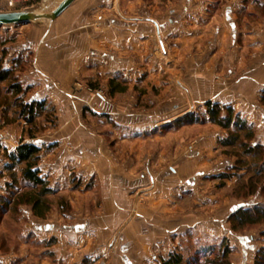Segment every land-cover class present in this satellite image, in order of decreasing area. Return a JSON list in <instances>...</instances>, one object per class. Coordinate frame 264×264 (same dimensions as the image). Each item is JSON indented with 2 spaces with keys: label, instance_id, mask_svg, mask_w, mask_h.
Returning a JSON list of instances; mask_svg holds the SVG:
<instances>
[{
  "label": "crops",
  "instance_id": "obj_1",
  "mask_svg": "<svg viewBox=\"0 0 264 264\" xmlns=\"http://www.w3.org/2000/svg\"><path fill=\"white\" fill-rule=\"evenodd\" d=\"M145 5L120 4L119 8L125 15L136 11L137 16L145 17ZM237 6L239 2L230 0L221 5L220 13L206 17L198 13L204 10L196 8L192 0L173 4L170 17H166L170 23L167 29L162 13H153L148 21H130L115 14L113 0H74L53 23L31 29V38L18 45V49L35 51L34 80L45 89L42 95L34 91L30 100L49 97L58 108V132L53 144L40 152L41 175L53 189L63 188L71 171L88 176L99 187V206L86 218V226L91 228L79 230L82 225L77 223L64 225L65 234L56 247L59 258L78 263L80 253L76 251L81 248L83 253H113L120 260L111 257V264H140L149 253L174 246L170 236L192 224L186 206L177 198L188 191L195 175L205 172L200 151H156L146 170L142 166L145 151L129 149L125 151L127 157L119 161L97 132L83 133L78 138L77 127L71 129V125L76 126L81 119L73 111L89 107L95 114L119 113L122 117L129 111L132 100L124 91L109 94L107 100L90 93L85 83H99L107 90L108 80L127 69L129 45L145 54L144 47L153 40V28L164 44L169 40L170 49L157 58L170 63L164 69L170 81L164 91L181 99L186 92L199 102H231L239 110L244 108L250 119L255 120L256 113L257 119H264V109L257 101V92L264 87V16L261 22H248L249 26L243 28L236 18ZM53 91H60L64 97ZM157 100L162 101L160 97ZM67 140L86 146L68 151ZM88 192L63 195L75 211ZM24 209L30 214V207ZM60 217L51 212L47 222L44 220L37 229L48 231L53 226L50 221Z\"/></svg>",
  "mask_w": 264,
  "mask_h": 264
},
{
  "label": "rangeland",
  "instance_id": "obj_2",
  "mask_svg": "<svg viewBox=\"0 0 264 264\" xmlns=\"http://www.w3.org/2000/svg\"><path fill=\"white\" fill-rule=\"evenodd\" d=\"M29 1L0 0V11L17 10L30 6L37 7L42 4L47 5V10L50 11L60 0H39L32 4ZM113 1L116 9L115 14L118 17H124L130 21H148V17L153 16V13H156V16L162 13L165 19L164 26L169 29L170 23L166 17H170V7L173 4L181 5L187 0ZM229 1L192 0V3L196 8L204 10L198 12L199 14L211 17L220 13L221 5ZM236 1L239 2L235 11L236 18L239 25H243V28L249 26L248 22L254 23L263 20L264 0ZM120 4H133L135 6L146 4V12L143 13L145 17L137 16L136 11L125 15L119 8ZM53 21H44L39 25L23 23L0 26V67H12L16 79L24 88H27L24 93L14 97L8 90L9 83L7 81L0 82V135L2 136L0 144L8 150H12L14 147L9 148L13 145L16 146L22 139L40 146L41 152L42 149L45 150L47 146L53 144L54 136L58 132V108L53 100L49 97L30 100L31 95L35 93L34 91H37L38 95L45 93V89H41V82L34 80L36 78L34 76L36 73L34 50L32 51L28 47L18 49L20 43L23 45L26 40L31 38V29L49 26ZM199 25L202 26V23L200 22ZM150 35L153 40L144 47L145 54L139 52L136 46L129 45L127 69L124 73L121 72L113 78L125 86L126 98L132 100L131 104L125 102L124 99L122 100L130 104L129 111L122 117L119 113L115 116L95 114L89 107H83L81 110L73 111V114L81 120L76 126L72 124L71 129L77 127L78 138L82 137L83 133L97 132L105 139L107 147L112 153L114 152L113 156L119 161L127 157L128 153L125 151H129V149L147 152L142 165L146 170L152 162V154H156V151H164V153L167 151H200V156L204 159L201 163L205 172L195 175L188 191L177 198L179 204L186 206L187 217L191 218L192 224L183 232L170 236V241L174 246H171L167 251L158 250L149 253L146 261L140 264H159V260L166 256L170 250L181 251L186 259L192 261L202 256L200 255L201 251L203 254L209 253V247L212 253H215L222 240H225L230 249L231 264H252L256 250L264 246V237L260 234L263 226L247 225L234 231L230 228L228 216L240 205H264V189L261 188L264 184V178L256 179L254 176V165L249 154H244L239 147H223L220 144V139L226 136V132L219 126L208 122L204 112V102L207 100L203 102L194 101L188 97L190 94L186 92L183 99L175 98L166 90L164 91V87L170 83L168 72H164V69L169 67L170 63H163V60L161 62L157 58L160 57L159 54L161 55L170 49L169 40L165 41L166 44H164L161 35H157L153 28ZM156 39H158L159 44H153ZM154 74L156 77L153 76ZM154 80L159 81V84H153ZM85 84L90 93H97L108 100V88L106 90L105 87H100L99 83L90 81ZM260 91L261 89L257 92V101L263 110L264 105L259 101ZM53 94L59 95L61 98L64 97L60 91H53ZM159 97L162 99L161 102H157ZM15 98H18L17 101L25 103L32 100H45L48 108L31 125H28L18 114L19 109L14 103ZM210 101L230 105L235 112L252 123L254 128L253 141L264 145V119H257L259 113H256V117L253 116L255 120H252L245 114L244 108L239 110L231 102ZM190 113L198 115V118L202 119L203 122H176L179 117ZM55 143L58 144L57 141ZM83 146H76L67 140L65 149L72 151L82 149ZM237 159H243L245 163L240 164ZM4 163L5 159L0 155V195L6 192L3 188L4 185L6 187L11 182L10 171L4 169ZM14 172L15 176L18 177L19 168H16ZM224 175L227 176L224 177ZM4 181L6 182L4 183ZM91 184L88 176L71 171L68 175V181L63 184V188H56V193L50 196L52 205L44 218L33 216L31 211L28 214L27 210L24 209V207H29L26 205H19L17 208L6 210L5 213L0 210V260L4 261L0 264H111L113 253L109 252L83 253L81 248H78L76 252L80 255L77 258L73 255L78 263L67 262L66 259L59 258L56 252L59 240L66 231L63 228L64 225L71 227L77 223L82 225L79 230L90 227V225L86 226L88 221L86 218L90 215L89 212L99 206V187ZM20 185L18 181L17 186ZM82 191H89L90 193L88 192V196L83 198L82 205L80 204L79 208L75 207L74 211L63 194L72 196L71 193L75 194ZM62 201L64 202L61 203ZM134 207L135 205H132L133 210ZM80 209L83 211L82 213ZM133 210L131 209L132 212ZM51 212L61 217L50 221L53 226L48 231L37 229V226L40 228V225L48 220L46 218ZM121 226L122 224L118 226L114 238L121 230ZM113 260H116L115 256Z\"/></svg>",
  "mask_w": 264,
  "mask_h": 264
},
{
  "label": "trees",
  "instance_id": "obj_3",
  "mask_svg": "<svg viewBox=\"0 0 264 264\" xmlns=\"http://www.w3.org/2000/svg\"><path fill=\"white\" fill-rule=\"evenodd\" d=\"M38 1L30 0L29 3ZM3 81L9 83L8 90L14 97L24 93L27 89L16 79L12 67H0V82ZM124 90L125 86H122L120 82L115 81V79L108 80L109 94ZM15 99L14 103L19 109L18 114L28 125H31L48 108L45 100H32L25 103L17 101L18 98ZM259 101L264 105V88L260 91ZM204 112L208 122L225 130L226 136L220 139V144L223 147H239L244 154H249L254 165V176L256 179L264 178V145L253 141L254 128L252 123L235 112L230 105L219 104L210 100L204 102ZM176 122L202 123L203 120L199 119L198 115L190 113L179 117ZM0 155L5 159L4 169L10 171L11 176V182L7 184L9 187L6 186V192L0 195V210L5 213L6 210L17 208L19 205H26L30 207L33 216L44 218L52 205L50 196L54 195L56 190L50 187L45 177L41 175L39 168L40 146L21 139L12 150H8L0 144ZM237 162L245 163L243 159H237ZM16 168H19L20 172L18 177L15 176L14 172ZM226 176L224 175V177ZM18 181L20 186H17ZM261 188L264 189V184ZM228 221L230 228L234 231L247 225H262L260 234L264 237V205H240L228 216ZM209 249V253L204 252L205 254H203L201 251V258L192 261L186 259L181 251L170 250L166 256L159 260V264H231L230 249L225 240L220 242L215 253H212L210 247ZM252 264H264V246L256 250Z\"/></svg>",
  "mask_w": 264,
  "mask_h": 264
},
{
  "label": "water",
  "instance_id": "obj_4",
  "mask_svg": "<svg viewBox=\"0 0 264 264\" xmlns=\"http://www.w3.org/2000/svg\"><path fill=\"white\" fill-rule=\"evenodd\" d=\"M74 0H60L52 10H47L45 4L37 7H26L23 9L0 11V26L31 23L39 25L44 21H53L60 15Z\"/></svg>",
  "mask_w": 264,
  "mask_h": 264
}]
</instances>
